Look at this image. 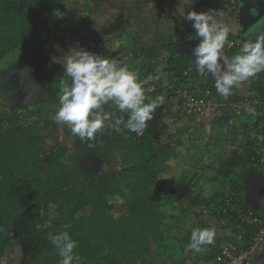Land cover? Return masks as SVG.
Returning a JSON list of instances; mask_svg holds the SVG:
<instances>
[{"label": "trees", "instance_id": "obj_1", "mask_svg": "<svg viewBox=\"0 0 264 264\" xmlns=\"http://www.w3.org/2000/svg\"><path fill=\"white\" fill-rule=\"evenodd\" d=\"M54 1L0 0V62L19 50L24 54L36 50L38 44L32 48L30 41L41 28L45 7ZM83 1L89 12L98 13L101 7L109 12L112 5H102L103 0ZM139 1V6L144 8V0ZM116 15L115 25L107 28L112 32L125 28L131 16L129 10ZM98 17L99 24L94 25V31L102 27V20ZM102 17L106 20L103 26L109 24L110 15L106 13ZM130 37L128 33H120L119 38L125 46L128 45V51L113 59L118 64L127 65L141 79L149 74L156 75L154 71L160 69L159 90L146 92V96L154 99L164 95L163 85L172 82V77L177 75L184 78L185 86L192 94L216 97L217 100L223 98L217 93L213 78L197 73L192 56L182 46L186 38L160 35L150 41L154 44L148 50L149 42L134 48L129 45ZM92 39L95 41L94 37ZM162 50L168 53L164 67L156 63ZM238 51L234 48L228 52L225 50L224 54L231 58ZM141 55L154 62L140 65ZM165 71L170 73L168 80L162 79ZM263 78L264 72L251 78L248 97L264 98ZM64 79L63 84L70 82L66 76ZM204 82H208L212 89L209 95L205 93ZM245 96L234 93L223 99L227 103ZM49 103L43 99L36 106L40 104L43 110L45 107L46 111L48 107L52 110ZM218 103L222 109L223 102ZM167 106L174 110L169 117L163 112ZM3 107L0 112V264H59L60 257L48 239V233L62 231L69 232L79 242L75 251L82 264H164L160 256L162 247L186 246L183 239L189 240L194 229L209 226L207 219L197 217L195 207L206 210L212 217L226 220L237 233L249 235L247 228L250 229L251 224L239 220L227 207V202L238 200L243 207L254 209L252 202L246 201V190L250 174L264 176V169L255 166L264 153V106L251 105L254 111L245 109L243 113L226 108L219 116L212 111L204 117L196 109L182 113L176 104L165 100L151 121L154 127L149 123L140 134L126 129L117 133L106 125L93 139H81L77 143L71 140L73 137L68 131L61 141L54 137L55 142H60L52 149L48 148L51 134L44 133L40 124H23L19 121L18 107L10 110L5 103ZM41 108L32 110H39L38 114H42ZM104 110H114L117 112L115 116L123 115L127 119V114L119 113L113 104L105 105ZM227 112L232 117L226 118ZM200 122L207 127L215 124L221 132L225 128L227 137H236L232 139L236 143L232 145L237 152L235 161L224 166L219 160L220 155L210 153L202 159L203 153L199 149L193 153L195 139L192 131ZM212 134L205 135L211 138ZM198 138L199 148L201 144L206 146L203 143L205 136ZM213 138L217 139L216 136ZM219 141L225 146V142ZM74 150L79 154L92 153L102 169L88 167L81 160L69 164L66 156ZM117 160L119 165L115 168ZM238 166L245 167L247 172L239 173ZM196 167L200 178L192 181L190 176L196 172ZM178 198L184 202H178ZM116 199L119 207L114 209L111 203ZM47 206L53 209L51 222L45 218ZM183 229L186 233L181 234ZM17 247L22 248V256L5 261L7 253Z\"/></svg>", "mask_w": 264, "mask_h": 264}, {"label": "clouds", "instance_id": "obj_2", "mask_svg": "<svg viewBox=\"0 0 264 264\" xmlns=\"http://www.w3.org/2000/svg\"><path fill=\"white\" fill-rule=\"evenodd\" d=\"M216 15L213 10L192 9L186 12L184 19L191 22L199 41L192 49L197 73L211 75L217 93L227 99L240 84L264 72V33L244 42L239 51L229 58L223 52L229 28L218 22ZM52 62L62 63L64 76L70 81L60 88L59 108L54 121L67 124L71 133L82 140L93 139L106 125L113 127L117 133L126 129L140 134L148 127L156 109L165 103L163 95L154 99L146 96V92H151L153 88L145 86L161 78L159 68L156 75L149 74L141 79L127 65L80 46L70 47L62 59L52 57ZM108 104L115 105L119 113H126L127 119L105 111L104 106ZM244 107L249 112L254 111L247 104ZM215 236V228L194 229L188 247L199 252L203 245L213 244ZM48 239L57 250L59 264H82L80 255L75 251L79 242L69 232H49Z\"/></svg>", "mask_w": 264, "mask_h": 264}, {"label": "rangeland", "instance_id": "obj_3", "mask_svg": "<svg viewBox=\"0 0 264 264\" xmlns=\"http://www.w3.org/2000/svg\"><path fill=\"white\" fill-rule=\"evenodd\" d=\"M107 3L108 4L112 3V5L110 7L109 12L104 11V15H106V13L108 15H110L111 20L109 21V24L104 26L105 30L101 34L99 32L100 29L96 30V31H88L87 26L81 27V28L78 27V26H81L83 24V22L86 25H88L85 21H83V17H82L85 9L87 8V6L85 5V1H83V0H81V1L80 0H55L53 3L48 4L45 7L43 14H42L41 28L38 29L36 36H34L33 40L30 41L31 47L34 44H38L36 50L33 49L34 51H30L26 54L22 53V50H19L18 52L9 54L3 61L0 62V74H1V76L2 75L5 76L6 74L7 75L11 74V71L13 69L20 71L21 67L25 66L26 64H28L30 66L28 69L29 72H32V74L34 72L33 78L31 79V81L27 85L30 93H32V96H30L29 102L27 104L23 105V106H27L29 108L28 109L21 108L23 106L18 107V116H19V121L22 122L23 124H34V125L40 124L41 128L44 130V133H50L51 134V140L49 141V144H48L49 149H52L56 143L61 141V139L65 136L64 135L65 132L70 131V128H68L66 126L67 124H59V123H56L54 121L55 112L59 108L60 88H61L63 81L65 79H64V75H63L64 74V67H63L62 63L56 62V64H54L52 62V57L55 56L58 59H62L63 56L67 53L68 49L72 46H80V47H83L89 51H93V52H96L98 54L108 56V54H107L108 46L114 45V46H119V47L115 50V52L113 54L123 55L128 51V49L126 51V47L128 45L123 47L121 40H119V38H118V35H120V33H124V34L128 33V35H130L131 37L136 38L135 36L138 35V33L140 32L142 27L144 28L147 25L146 22L145 23H139V24H135V23L128 24L127 23V24H125V28H123V29H125L126 32L123 29H121L120 31H116L113 34H111L112 32L110 30H108L107 28H110L111 26L115 25V21H117V18H116L117 12L124 13V12H128L129 9L126 6V3H122L121 0H105V1L103 0V4L106 5ZM260 25L264 26V23L262 22V23H260ZM149 30L150 29H148V31ZM97 33L99 34L97 44L100 42V45H101L99 48L97 46L98 49L94 45H92V44L96 43V42L94 43V40L92 39V37H94V39L96 40V34ZM106 35H107V37H105ZM101 36H102V39L99 40ZM60 37H62V39H63V40H60L61 42L53 43V41L57 40ZM64 40H66V43L64 42L65 48H63V47L60 48V43H62V41H64ZM102 40L104 41L103 43H102ZM116 41H118V42H116ZM106 42H109V44ZM116 44H118V45H116ZM54 45H55V47H54ZM50 46H51V48H50ZM52 47H54V49H52ZM223 52H225V50H223ZM167 54L168 53L165 52L164 50H162V52L159 53V56L156 59V63L158 64V66L159 65L160 66L165 65L166 57L168 58ZM144 62L149 63V62H154V61H152V59L150 61H146V60L142 61V59H141L139 64L142 65ZM147 63H144L143 65H146ZM57 64H58V66H57ZM144 70L146 71V68H144ZM153 70H155V69H153ZM244 91L247 92L246 90H244ZM246 96H248V95H246ZM43 99L49 100V102H50L49 104H51V107L53 108L52 110L49 107H48V111H46L47 107H45V109L43 110L41 108L42 105H40V104L36 106V104H38V101H40V100L42 101ZM218 102H220V103L223 102V104H221L222 109H220L221 112L223 113V111L226 108H228L227 103L225 102V100L223 98L218 99ZM3 105H4V99H3V96H2L1 90H0V112L4 108ZM46 106H47V103H46ZM32 108H34V109H37V108L40 109L41 108V110L44 114L43 113L38 114L39 110H35V112H34L32 110ZM158 110H160V109L159 108L156 109L155 116L158 115L157 114L159 112ZM243 111L244 110L240 111V113H243ZM163 112H165L168 116V115L172 114V112H174V110H173V108H170L169 106H167L165 108V111H163ZM246 117L247 116L244 115V118H246ZM228 123L230 126L231 122H228ZM150 126L153 128L154 124L151 123ZM192 136L195 139V144H192V146H195L196 149H195L194 153H196L198 151L197 148H199V142H200L198 136L201 137V133L198 135V132H197L196 135L192 134ZM213 136H215V135H213ZM221 136L223 137L224 135L221 134ZM54 137H56V140L58 139L60 141L55 142V140H53ZM72 137L73 138H71V140H73L74 142L78 143L79 141H81V139L79 137H76L73 134H72ZM156 137H159V136L156 135ZM205 138H207V137H205ZM233 138H236V137H233ZM233 143H234V145H236V143L232 141V145H233ZM235 149H236L235 146L231 150H228V148H227L226 153L223 152L220 154L221 159H219V160L222 161L224 166L229 164V161H235L236 160L237 152ZM200 151L206 152V150H201V147H200ZM91 154L90 153L87 155H86V153L79 154L78 152H75V150H74L73 152H70L66 156V160L69 164H73L76 160H81V162L88 167H91V168H94L97 170L102 169V167H100V165H99V162L98 161L95 162V159H94L93 155H91ZM89 155H91V156L88 159V162L85 164L84 161ZM199 155H200L199 157H201L200 153H199ZM205 157L206 156L204 154H202V159H205ZM118 161L119 160H117L116 163L114 164L115 168L119 165ZM202 161L204 162L205 160H202ZM205 162H207V161H205ZM247 170L248 169H246L243 166H238V168H237V171L239 173H246ZM250 176H251V174H250ZM198 178H200L199 171L192 173V175L190 176V179L192 181L197 180ZM180 198H182V197H180ZM180 198H178V202L180 201ZM116 202H117V199H116V201L111 203V207H113L114 209L119 207V206H117ZM186 202H189L188 198H186ZM52 217H53L52 206H47L45 209V218L49 222H51ZM168 238L171 239L172 237L169 236ZM172 241L174 242V240H172ZM172 241H171V243H172ZM172 248L174 249L175 247L171 246V249ZM21 256H22V248L17 247L15 249L10 250L7 253V255L4 257V259H5V261H10L14 258L18 259ZM160 256H162V255H160ZM166 262H167V260L164 259V264H166ZM173 262H175V261H173Z\"/></svg>", "mask_w": 264, "mask_h": 264}, {"label": "crops", "instance_id": "obj_4", "mask_svg": "<svg viewBox=\"0 0 264 264\" xmlns=\"http://www.w3.org/2000/svg\"><path fill=\"white\" fill-rule=\"evenodd\" d=\"M259 1L260 0H251V1L244 0L241 8L243 7L245 10L247 7H249L250 8L249 11L254 12L256 10L254 5H256V3ZM143 2H145L144 8H142L143 6H139L141 4L139 0H125L122 2V3H126V6L128 7L129 11H131L129 22H127L128 24H133V23L139 24V23H145V22L147 23V25L144 28L142 27L138 35L135 36L136 38L130 37L131 44L129 45H133L134 48L141 47L145 43L149 42V44L147 45V48L148 50H150L154 44L153 42H150V41L153 39H157L158 36L160 35H174L177 38H180V37L186 38V40H191L193 38H196L191 22L184 19V15L186 14V12L191 11L192 9H195L196 11L213 10V12L217 14L215 17L217 21L220 22L223 26H226L229 28V36H228L229 38H233L236 36V37H240L241 39H243L244 42H246L249 40H254L257 35L264 33V26H261L260 22L256 27L254 26L255 27L254 29L247 30V32L244 33L242 31L243 24L240 19V11L236 14H228L222 10L203 5L201 3V0H195L194 3H193V0H144ZM261 5H263L264 7V1H263V4ZM101 11H104L102 7L99 9L98 13L92 12V11L89 12V9L87 7L82 17H83V21H85L88 25H86L83 22L84 25L82 24L81 26H78V27L81 28V27L87 26L88 31L93 30L94 25L99 24V22H97L98 20L96 19V17H98L100 14L101 16H99L98 18L102 20V24H101L102 27L100 28L99 32L102 34V32H104L105 30V27L103 26V24L105 23L106 20L102 19L103 18L102 16H104V14H102ZM90 16L92 17L89 18ZM262 22L264 23V18ZM148 29L150 30L148 31ZM114 32H112L111 34H113ZM97 34H96V40L94 41V43L95 42L96 43L92 45H94L96 48L98 46L99 48L101 45H100V42L97 44L98 42ZM105 37H107V35ZM118 38H119V35H118ZM101 39H102V36L100 37L99 40ZM60 40H63V39L58 38L57 40L53 41V43L61 42ZM119 40L121 39L119 38ZM64 42L66 43V40L60 43V48L61 47L65 48ZM103 42L104 41L102 40V43ZM109 42H106V43L109 44ZM121 42L124 47L125 46L124 42L122 40ZM54 47H52V49H54ZM118 47L119 46H114V45L108 46V49H107L108 56L107 55L105 56L110 59H113L116 56H118L117 54H113ZM183 49L192 56L191 51L185 48ZM140 59H142V61H145V60L147 61L150 59V57L141 55ZM192 61L193 63H195L193 57H192ZM155 72L156 71H154V73ZM33 75H34V72L32 75L29 74L30 81L33 78ZM169 77H170V73L168 71H165L164 73H162L163 80H168ZM202 77L213 78L211 75L202 76ZM250 82H251V79L249 81H246L240 84L238 88L234 90V93L240 94L242 96L247 95V94L242 93L241 90L249 91L251 87ZM165 108L166 107H164V111H165ZM108 111H111L114 114L117 113L114 110H108ZM243 112H245V110ZM170 115L167 116L166 114L167 117H169ZM225 117L230 118L232 117V114L230 112L229 113L227 112L225 114ZM228 121L230 122V120ZM213 123H215V120L213 121ZM204 126L205 125L201 124L200 122L199 125L195 126V130L192 131L193 132L192 134L196 135V133L198 132V135H199L201 133V136H205V137L207 136L205 140H209V141H205V140L203 141V143H205L206 146H202L203 144H201V150H206L205 152L206 154L203 151H200V148H197L199 149L200 153L205 154V156H209L210 153H214L215 155L219 156L223 152L226 153L227 148L228 150H230V146L231 148H233L232 141H231L232 138L227 137V134H226L227 132L225 128H223V131L221 132L220 128L217 127L215 124H210L208 127L207 126L204 127ZM225 127L227 128V125ZM208 128H211V129H208ZM218 129L219 131L217 132V134H215V132ZM208 132H210L211 134L214 133L217 139L213 138V134L211 137L212 139L209 137V135H205V134H210ZM221 134H223L224 136L222 137ZM219 140H222L223 142H225V146H222ZM195 149L193 151H195ZM217 165H219V161L217 162ZM195 170L197 172L199 171V168L196 167ZM251 176L249 175L248 177L249 188L248 190H246V193H247L246 201L252 202L255 211L257 210V214L264 216V191H263V195L261 197L260 203L258 205V208H255V205L253 202V191L260 182L264 181V176H262L261 173L256 174V175H251ZM186 192H190V190ZM186 192L182 193L180 197H183V195L186 194ZM180 202H184V200H181ZM195 210L198 212V216H197L198 218L207 219L209 228H215L216 236L214 238L213 244L203 245L199 252L194 251L188 247V244L190 243V239L187 240L186 238L183 239V243L186 246H180L179 248L177 247L175 248V250L171 249V247L168 248L167 246H164L161 248V255L163 256V259L167 260L166 264L167 263L168 264H176V263L177 264H211L210 259L220 251V249L222 248V245H224L231 239L235 238V236L238 234L235 228H232L231 224H228L226 220L219 219L217 217H212L208 215V212L206 210L201 209V208L195 207ZM192 228H196V227H192ZM185 230H187L186 227H185ZM247 230L249 229L247 228ZM184 233L186 232L183 229L181 234H184ZM251 264H264V243L256 250Z\"/></svg>", "mask_w": 264, "mask_h": 264}, {"label": "built area", "instance_id": "obj_5", "mask_svg": "<svg viewBox=\"0 0 264 264\" xmlns=\"http://www.w3.org/2000/svg\"><path fill=\"white\" fill-rule=\"evenodd\" d=\"M243 2L244 0H201L203 5L212 8H220L228 14L238 13ZM243 43L244 41L240 37H228L224 49L227 52L234 48L240 49ZM184 73L187 74L188 71ZM171 81L172 82L163 85V96L166 101L176 104L182 113L191 112L193 109H196L197 113L204 117L212 111H215L217 115L221 113L219 109L220 104L216 97H205L192 94L187 86H185L184 78H180L177 75H174ZM158 84L159 82L155 80L145 87H152L153 90L151 92H155L159 90ZM204 87L205 93H207V95L211 94L212 89L208 82H204ZM245 104L263 107L264 98L255 95L227 102L228 108L237 113L245 110ZM255 166L259 167V169H264V153L261 160L259 162L256 161ZM227 207L235 213L239 220L243 221L245 224H251L252 227L247 230L249 235L240 232L235 238L222 245L220 251L210 259V262L211 264H251L256 250L264 243V216L257 214L253 208L243 207L238 200L237 202L229 200L227 202Z\"/></svg>", "mask_w": 264, "mask_h": 264}, {"label": "water", "instance_id": "obj_6", "mask_svg": "<svg viewBox=\"0 0 264 264\" xmlns=\"http://www.w3.org/2000/svg\"><path fill=\"white\" fill-rule=\"evenodd\" d=\"M19 1L21 2L22 0H19ZM263 1L264 0H260L259 2L256 3V5H254L256 8L254 12H250L249 7H247L245 10L243 7L240 9V19L243 24L242 31L244 33L247 32V30L254 29L259 24V22L260 23L262 22L264 18V7L261 4H263ZM198 42L199 41L197 40V38H193L191 40H186V42H184L182 46L183 48L188 49L189 51L192 52L193 47ZM0 86L2 88V93L5 99V104L8 109L12 110V109H15L16 107L23 106L24 104H27L29 102V99L28 100L24 99L26 95L23 90H17L16 87H15L16 88L15 90L14 88L10 87L11 86L10 80L8 82V80L6 81L3 79H0ZM26 88L28 89V87ZM154 116H155V113L153 115V118ZM151 121H149V123H151ZM90 156L91 155H89L85 159L84 161L85 164L88 162V159L90 158ZM263 191H264V181L260 182L253 191V202H254L255 208H258L261 197L263 195ZM25 254H26V250H25Z\"/></svg>", "mask_w": 264, "mask_h": 264}, {"label": "flooded vegetation", "instance_id": "obj_7", "mask_svg": "<svg viewBox=\"0 0 264 264\" xmlns=\"http://www.w3.org/2000/svg\"><path fill=\"white\" fill-rule=\"evenodd\" d=\"M27 65L28 64H26L23 67H21L19 65L21 67L20 71L13 69L11 71V74H8V75L6 74L7 76L6 75L5 76L0 75V79L6 80V81L8 80V82H9V80L11 81L10 87L14 88L15 90H16V88H17V90H23L25 92V95H26L24 99H26V100L30 99V95H32V93H30V91L26 88L30 82L29 74L32 75V72H29V70H28L30 66L29 65L27 66ZM0 90H1V94L3 96L1 86H0ZM3 99H4V96H3ZM4 103H5V99H4Z\"/></svg>", "mask_w": 264, "mask_h": 264}]
</instances>
